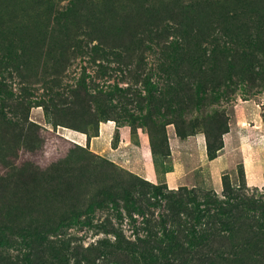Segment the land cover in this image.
<instances>
[{"label": "rangeland", "instance_id": "374dc122", "mask_svg": "<svg viewBox=\"0 0 264 264\" xmlns=\"http://www.w3.org/2000/svg\"><path fill=\"white\" fill-rule=\"evenodd\" d=\"M261 127L264 0H0V264H264L256 224L210 234L214 198L264 203Z\"/></svg>", "mask_w": 264, "mask_h": 264}, {"label": "trees", "instance_id": "16d2710c", "mask_svg": "<svg viewBox=\"0 0 264 264\" xmlns=\"http://www.w3.org/2000/svg\"><path fill=\"white\" fill-rule=\"evenodd\" d=\"M186 195L188 197L190 195H193L195 197H200L203 200L205 198H207L208 200L213 198V195L211 193L199 192V191L197 192L195 190L192 192H186ZM214 199L215 200L211 204L215 208L216 220L213 227L216 228V231L210 234H214L215 236L224 238V240L228 242H234L239 240V237L236 234L234 235L231 232H228V227L231 226L230 223L231 220L235 219L233 224L234 223L238 224L237 229L239 228L243 229V227H247L246 224H250V230H251V224H256L258 228L257 231L252 232V234L254 235L253 239L257 243L261 242V239L264 238V228H262L260 224L264 223V220L262 222L261 216L255 215V212L261 211V208L264 207V203L262 199L260 198L255 199L253 198V196H249V195H246V197L244 195V198H240L241 202L240 201L237 202L238 200L237 197H233V196L228 197V195L226 196L225 199L222 200L217 197ZM202 211H208V210L203 209ZM205 233L207 232L205 231ZM235 247L237 246H234V248ZM230 255L231 252H228L226 253L225 257H229Z\"/></svg>", "mask_w": 264, "mask_h": 264}, {"label": "crops", "instance_id": "0c3cea01", "mask_svg": "<svg viewBox=\"0 0 264 264\" xmlns=\"http://www.w3.org/2000/svg\"><path fill=\"white\" fill-rule=\"evenodd\" d=\"M243 110L244 109H241V111ZM243 119H246V117ZM256 121H257V124H259L260 120L257 119ZM250 131H253L258 134H262L264 133V128L261 127L258 130L251 129L249 130V132ZM198 140L201 142L203 146L202 147V150H203L204 149V139L201 136H193V137H190L188 140H182L181 138L177 136L173 138L171 137V145L173 148L172 154L174 155V164H173V169L169 172H165L163 163L159 161L157 158H155L151 150V154H152L151 155V180L155 182H159L162 179H165V181L172 188H175L176 187L175 185H177L179 182V176H180L179 172H181V170L185 171L186 170L185 168L188 166V164L185 161H183L182 158L180 159V157L185 156L186 154L190 153V155H192V158H193L195 156L194 147L196 148L198 146L197 144ZM236 155H239V153ZM194 162L195 160H193V163ZM244 167L246 171L247 182L251 186L257 187L262 182H264V165H262L259 162V160L254 159V157L250 154L246 155L245 160H244Z\"/></svg>", "mask_w": 264, "mask_h": 264}, {"label": "bare ground", "instance_id": "6f19581e", "mask_svg": "<svg viewBox=\"0 0 264 264\" xmlns=\"http://www.w3.org/2000/svg\"><path fill=\"white\" fill-rule=\"evenodd\" d=\"M243 125L244 126H246V125H249V123L248 122H243ZM70 130V129H69ZM180 141V140H179ZM190 142V141H189ZM122 146V145H121ZM194 146V145H193ZM191 148V147H190ZM183 149V148H182ZM186 149V148H185ZM187 150H189V149H187ZM147 151V150H146ZM144 154H146V153H144ZM152 155V154H151ZM129 159V158H128ZM183 160V159H182ZM148 162V161H147ZM186 171V170H185Z\"/></svg>", "mask_w": 264, "mask_h": 264}]
</instances>
